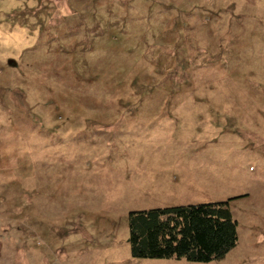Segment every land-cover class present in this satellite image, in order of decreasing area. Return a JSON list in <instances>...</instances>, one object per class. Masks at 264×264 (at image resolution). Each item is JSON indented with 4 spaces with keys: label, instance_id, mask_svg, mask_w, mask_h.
Returning <instances> with one entry per match:
<instances>
[{
    "label": "rangeland",
    "instance_id": "1",
    "mask_svg": "<svg viewBox=\"0 0 264 264\" xmlns=\"http://www.w3.org/2000/svg\"><path fill=\"white\" fill-rule=\"evenodd\" d=\"M209 202L225 257H132ZM0 264H264V0H0Z\"/></svg>",
    "mask_w": 264,
    "mask_h": 264
},
{
    "label": "trees",
    "instance_id": "2",
    "mask_svg": "<svg viewBox=\"0 0 264 264\" xmlns=\"http://www.w3.org/2000/svg\"><path fill=\"white\" fill-rule=\"evenodd\" d=\"M128 227L134 258L209 262L225 257L237 243V221L228 202L130 212Z\"/></svg>",
    "mask_w": 264,
    "mask_h": 264
},
{
    "label": "crops",
    "instance_id": "3",
    "mask_svg": "<svg viewBox=\"0 0 264 264\" xmlns=\"http://www.w3.org/2000/svg\"><path fill=\"white\" fill-rule=\"evenodd\" d=\"M190 190V189H189ZM163 205H165V206H167V207H170V205L167 203V204H163ZM173 206H178V205H173ZM159 208H164V207H159Z\"/></svg>",
    "mask_w": 264,
    "mask_h": 264
}]
</instances>
